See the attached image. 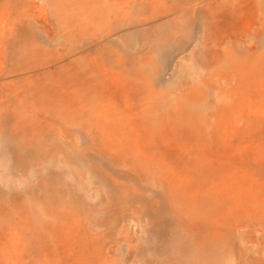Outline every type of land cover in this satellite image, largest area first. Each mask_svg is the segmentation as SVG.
<instances>
[{
    "label": "rangeland",
    "instance_id": "1",
    "mask_svg": "<svg viewBox=\"0 0 264 264\" xmlns=\"http://www.w3.org/2000/svg\"><path fill=\"white\" fill-rule=\"evenodd\" d=\"M0 264H264V0H0Z\"/></svg>",
    "mask_w": 264,
    "mask_h": 264
}]
</instances>
